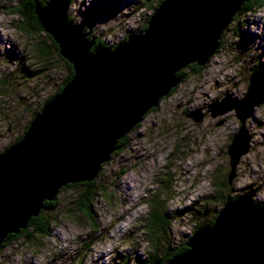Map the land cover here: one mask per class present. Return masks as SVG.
<instances>
[{
	"label": "rangeland",
	"instance_id": "1",
	"mask_svg": "<svg viewBox=\"0 0 264 264\" xmlns=\"http://www.w3.org/2000/svg\"><path fill=\"white\" fill-rule=\"evenodd\" d=\"M156 1L131 0V6L128 0H70L66 20L68 15L74 22L87 20L94 35L112 46L141 27ZM18 3L0 0V150L15 143L31 110H41L69 74L56 45L48 58L39 54L43 39L52 43L44 31L33 36L15 26L21 21L12 11ZM223 32L212 57L195 68L181 67L176 87L124 135L120 150L101 162L91 199L96 225L77 204L84 187L66 186L58 192L50 234L0 245V264H126L122 260L129 256L127 264H139L134 253L143 257L149 251L144 223L154 201L169 214L166 251L183 245L197 224L207 223L204 215L218 212L224 195L253 194V200L264 202V98L244 121L228 104V95L245 96L253 75L264 89V5L235 15ZM195 111L203 113L200 120ZM243 126L248 142L239 137L229 181V148ZM198 209L202 214L195 218Z\"/></svg>",
	"mask_w": 264,
	"mask_h": 264
},
{
	"label": "water",
	"instance_id": "2",
	"mask_svg": "<svg viewBox=\"0 0 264 264\" xmlns=\"http://www.w3.org/2000/svg\"><path fill=\"white\" fill-rule=\"evenodd\" d=\"M243 1L161 0L144 30L93 50L96 38L87 37L91 25L85 31L83 22L66 20L69 0L35 6L75 72L36 113L23 137L0 151V245L8 233L26 227L63 185L96 177L101 162L121 147L118 139L177 85L180 68L212 57ZM251 80L242 99L228 95L242 121L264 98L256 75ZM192 114L197 120L203 115ZM246 131L243 126L229 148V181L239 137L248 142ZM252 195L226 200L213 224L193 232L185 251L154 264H264V204H256Z\"/></svg>",
	"mask_w": 264,
	"mask_h": 264
},
{
	"label": "trees",
	"instance_id": "3",
	"mask_svg": "<svg viewBox=\"0 0 264 264\" xmlns=\"http://www.w3.org/2000/svg\"><path fill=\"white\" fill-rule=\"evenodd\" d=\"M49 1L50 0H20V3L16 4L12 10L14 13H17V15L21 19L20 23H16L15 26L19 27L23 31H26L27 33H29L30 35H33V36L35 34H38L42 31H44L46 33V35L48 36V41H52V43L49 44V42H46L47 39H46V41L43 39L41 41L40 45L38 46L39 54H41L43 57H47V58L50 55V52L52 53V50L50 49V47L52 48L53 45H56V49H58V51H60L59 50V43L55 40V38L51 32L46 31L44 29V27L42 26V24L38 18V13L34 9H35V6L37 4H39L41 7H44L47 5V2H49ZM160 1L161 0H157L156 1L157 3L154 6H152L154 8V10ZM127 3L130 4L131 0H128ZM263 5H264V0H244L241 4V7L236 11L234 16L239 15L241 12H248V11L257 9V7H260ZM4 6H7V5H4ZM113 12H115V11H113ZM151 14L147 15V17L144 19V22L141 25V27L137 28L136 31H138V30L142 31L146 28V26L148 25V20L151 17ZM70 18L71 17L68 15V18H67L68 21H72V19H70ZM74 23H78V22H74ZM83 23H85L83 26L84 29H89V24H88L89 22H87V20H86ZM90 25H92V23ZM92 28H93V26H91L90 34L87 37L95 36L96 42L94 43V45L92 46L91 49L93 50V49L108 47L107 42L103 38H100V37H97L96 35H94L95 30L94 29L92 30ZM129 33H131V31L128 32V34ZM223 34H224V32L222 33V36H223ZM127 35H125V38L127 37ZM117 43L118 42H115L113 45L111 44L112 47L115 46ZM6 54L8 55V52H6ZM24 60H25L24 58H21L20 61L21 62L23 61V63H26V62H24ZM63 60L68 63L67 67H69V74L64 79V81L59 86V88H57V90L54 94H56L57 92H59L63 88L64 84L73 77L74 72H75L74 67H73V63L69 59H66L65 57H63ZM188 65H191L195 68V66L199 65V64L197 62H191ZM24 66H26L28 68L27 65H24ZM27 68H24V69L28 70ZM181 71L182 70L180 69L178 71V74H181ZM175 87L176 86H174L170 90V92ZM54 94L48 96L45 101H48L49 99H51L54 96ZM39 110L40 109H36V108L31 110V119L26 124L23 132H21V134L18 135L17 139L14 142L18 141L19 139H21L23 137L25 131L28 129V127L31 123L32 117H34L36 115V113H38ZM138 123L136 124V126L139 125ZM116 145L121 146V147L124 145V136L121 137L120 139H118V141L116 142ZM121 147L115 148V152H118ZM0 151H2V150H0ZM73 185H80V186L84 187L83 192H81L80 200L77 202V204L80 207L81 211L83 213H85V215L89 216L88 217L89 220L92 223H95V217H94V213L92 211L91 199L93 198V196L95 195V193L98 190L97 178L95 177L93 179H85V180H81V181L68 182L67 184L63 185L59 189V193L66 186H73ZM104 189L105 188L102 187L101 191L106 194ZM240 195H242V193L241 194L236 193V195H232V196H230V194H228V196L224 195L223 196L224 197L223 202L225 203L226 200L234 199ZM58 202H59L58 194H57L56 198L51 199V200H46L44 203V206L40 209L39 213L33 214L31 216V218L28 221L27 226L20 229L19 232L8 233V235L5 237V239L1 245L5 244L7 241H10L11 239H15V238L20 237V236H23L27 241H37V240H39V238L49 235L51 227H52V223L58 217V213L53 212L55 210V208L57 207ZM160 202L154 201L153 203H151V207H150L149 213L147 215V219L145 220L144 232L146 233L145 234L146 240L149 243L150 248H149L147 255H145L143 257H142V255L140 256L137 253H134V254H136L135 258L136 257L138 258L137 261L139 262V264H154L158 260L167 261L171 257H173L174 255H177V254L185 251L188 248V244H186L187 243V241H186L183 245H180V247H178L172 251L171 250L166 251V248L168 246L167 245L168 241L166 239V236L170 230V224H169L170 222L168 223L169 214L166 211V209L163 208L164 207L163 204L160 205ZM254 202L256 204H264V202H257L255 200H254ZM199 214H202V213H200V210L198 209L194 212V217L197 218V216ZM217 215H218V212H216L214 214L213 211H212V216L204 215L208 218L205 221L207 223L197 224L196 227L198 228V227H200V225H206V224L211 225V224H213ZM94 225H96V223ZM165 245H166V247H165ZM118 255H120V254H118ZM129 257H127L128 260H130ZM127 258L124 257L122 260V261L126 260V264H127Z\"/></svg>",
	"mask_w": 264,
	"mask_h": 264
},
{
	"label": "bare ground",
	"instance_id": "4",
	"mask_svg": "<svg viewBox=\"0 0 264 264\" xmlns=\"http://www.w3.org/2000/svg\"><path fill=\"white\" fill-rule=\"evenodd\" d=\"M206 65V64H205ZM219 116V115H218ZM139 124V123H138Z\"/></svg>",
	"mask_w": 264,
	"mask_h": 264
}]
</instances>
